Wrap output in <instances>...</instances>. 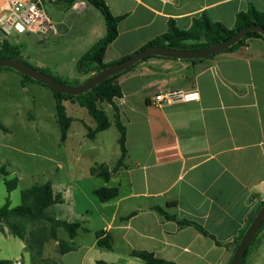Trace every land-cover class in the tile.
<instances>
[{"label":"crops","instance_id":"obj_1","mask_svg":"<svg viewBox=\"0 0 264 264\" xmlns=\"http://www.w3.org/2000/svg\"><path fill=\"white\" fill-rule=\"evenodd\" d=\"M62 1L41 0L55 28L41 40V69L77 85L93 76L80 73L77 64L106 36V22L86 0H75L71 5ZM104 1L115 17H122L117 38L104 54L105 64L133 55L165 34L170 20L188 30L195 19L206 14L233 29L237 14L250 5L264 12V0ZM4 3L0 0V10ZM119 84L123 96L115 98L113 105L126 128V166L111 172L108 182L93 175L91 168L104 164L112 171L120 158L119 133L118 149L111 155L104 137L113 126L117 129L114 106L108 104L110 113L105 109L110 127L90 139L87 127L94 129L96 122L89 114L91 119L77 116L82 109L78 103L64 102L73 121L61 144L77 159L83 151L91 158L82 169L60 165L62 177L51 184L63 201L49 212L56 220L78 223L81 228L73 239L59 228L57 240L42 244L41 257L58 264H142L132 252L147 251L177 264H229L233 256L230 250L178 221H194L217 240L228 241L240 233L264 201V40L249 39L246 46L203 62L152 57L123 74ZM41 86L23 80L14 70H0V89L4 92L16 89L27 96L30 90L42 92ZM177 90L198 91L200 99L155 104L156 95ZM25 99L35 104L34 97ZM3 127L4 132H10ZM20 152L27 155L22 149ZM3 166L8 175L1 173ZM3 166L0 207L8 195L5 179L18 178L17 166ZM18 181L9 194L12 208L27 189ZM101 186L117 187L118 197L100 202L94 191ZM157 207L176 220L165 218ZM0 225V261L30 264L26 241L11 234L4 223ZM99 232L103 238H110V249L98 245ZM61 242H72L75 249L63 254ZM263 254L261 232L246 264H261Z\"/></svg>","mask_w":264,"mask_h":264},{"label":"trees","instance_id":"obj_2","mask_svg":"<svg viewBox=\"0 0 264 264\" xmlns=\"http://www.w3.org/2000/svg\"><path fill=\"white\" fill-rule=\"evenodd\" d=\"M75 0H65L62 1L66 5H71ZM88 4L97 8L105 18L107 33L106 36L98 41L91 49H89L78 61L77 68L82 74L92 73L93 75L100 72L101 70L110 67L116 63H119L130 56L124 57L111 64H105L103 62L104 54L108 46L117 38V25L122 17H115L109 10L104 0H86ZM257 24L264 27V12L258 11L253 5H250L245 11H241L236 16L235 27L233 29H228L225 25L220 22L212 21L206 14L201 15L200 18L195 19L192 23L191 28L188 30L180 29L173 20L168 23V31L157 37L156 39L150 41L145 46H143L139 51L147 47H167L176 50H192L204 48L218 42H221L236 32L240 31L246 26ZM259 38L264 40V37L258 32L248 33L242 40H240L235 45L231 46L222 53L233 52L241 47L247 45L249 39ZM221 54V53H220ZM214 56L208 57L202 60H188L191 62H203L208 59H212ZM155 57V56H152ZM147 57L142 61L138 62L133 67L119 73L109 79L103 81L102 83L96 85L91 90L87 91L78 96H72L67 94L59 93L53 89V95L56 101V116L57 121L60 126L61 131V142H65L67 139V134L73 119L69 117L66 113V108L64 106L65 101H72L78 103L80 106L84 107L88 114L96 122V127L91 129L87 127V137L93 139L100 132L106 131L110 127L109 117L104 109H101L99 105L101 103H107L113 105V100L115 98H121L123 96L121 86L119 84V78L132 70L135 66L141 62L146 61ZM2 58H17L23 60L21 52L18 48L13 47L10 42L6 39L0 40V59ZM24 61V60H23ZM7 69V68H6ZM38 69V68H37ZM1 70V69H0ZM12 70V69H9ZM40 70V69H38ZM46 74L52 76L49 72L40 70ZM21 75V74H20ZM23 80L31 81L42 85L41 83L33 80L28 76L21 75ZM56 81L70 85L67 81L52 76ZM92 77V76H91ZM45 86V85H42ZM47 87V86H46ZM114 106V105H113ZM115 108V125L119 132L118 145L120 148V158L112 171L104 165H96L91 168V173L97 177L102 178L105 182L110 180L111 172L117 171L120 167H125V159L127 157V149L125 145L126 141V128L120 121V116L118 110ZM0 128L4 129L3 125L0 123ZM1 173L8 175L5 167L1 169ZM18 178L5 179V186L7 191L6 202L0 207V224L4 223L10 230L11 234L24 239L27 244V251L31 256L30 264H58L50 259H45L41 257V246L44 242L48 240H57L58 229L63 228L70 239H73L81 225L78 223H67L63 221L56 220L49 212V209L57 203H61L62 197L60 195H55L53 192L51 182L44 184H36L27 188L21 192V204L17 207L12 208L10 204L9 194L15 190L18 186ZM94 194L96 198L102 202H109L114 200L119 195V190L117 187H105L101 186L95 189ZM264 201L256 208L253 214L246 221L245 226L240 231V233L228 240L219 241L217 240L208 230H206L202 225L190 221V220H180L178 223L181 226H191L194 227L199 233L213 239L217 246L224 247L234 254L237 249L242 237L247 231L252 220L260 210ZM156 210L165 216L167 219L176 220L174 216H169L163 209L157 207ZM38 225L37 227H35ZM1 228V225H0ZM264 230V222L260 229L256 233L254 239L252 240L246 255L242 259L240 264H246L247 258L251 252V249L257 240L259 234ZM102 232L97 234L98 245L100 247L111 248V240L109 237H102ZM75 249V245L72 242H61L60 251L61 253H67ZM132 255L140 258L142 264H177L173 261H168L155 256L154 253L147 251H133ZM0 264H12L11 261H0ZM97 264H107L105 262H98Z\"/></svg>","mask_w":264,"mask_h":264},{"label":"rangeland","instance_id":"obj_3","mask_svg":"<svg viewBox=\"0 0 264 264\" xmlns=\"http://www.w3.org/2000/svg\"><path fill=\"white\" fill-rule=\"evenodd\" d=\"M9 39L20 49L21 56L26 63L41 70V45L43 42L38 37L24 34L17 39L14 37ZM67 82L70 85L76 83ZM41 87H43L42 92L30 90L27 96L19 93L16 89L8 92L0 89V121L10 129V132L6 133L0 128V162H2L0 166L9 167L10 164L17 166L16 177L21 180L22 188L47 182L55 183L62 177L60 165H63L65 169L69 167L82 169L91 158L90 154L83 151L84 154L80 159H77L75 153L61 144V131L57 121L56 101L53 92L49 87ZM29 96L30 98L34 97L35 104L31 102V99H29L30 101L25 99ZM99 107L110 113L107 103H101ZM77 113L81 119L86 116L91 119L84 107ZM76 131L77 126H74L73 132ZM118 133V130L113 126L104 134L106 149L110 155L118 149L116 144ZM21 149L27 152V155H23L20 152ZM116 165L117 163H115ZM93 199L98 201L94 196ZM20 203L21 196H19L18 205ZM259 262L264 264V254Z\"/></svg>","mask_w":264,"mask_h":264},{"label":"water","instance_id":"obj_4","mask_svg":"<svg viewBox=\"0 0 264 264\" xmlns=\"http://www.w3.org/2000/svg\"><path fill=\"white\" fill-rule=\"evenodd\" d=\"M250 32H258L264 37V27L257 24H252L244 27L231 37L221 42L200 49L176 50L167 47H147L141 51L134 53L129 58L101 70L100 72L94 74L84 83L77 85H66L60 83L49 74L41 72L40 70L26 63L25 61L17 58L0 59V69H12L21 75L28 76L33 80L41 83L42 85H45L55 91H58L59 93L78 96L83 93H86L87 91L91 90L96 85L102 83L110 77L122 73L123 71H126L127 69L133 67L138 62L142 61L147 57L155 56L179 60H202L224 52L225 50L242 40ZM263 222L264 204L261 206L260 210L249 225L237 249L235 250L229 264L241 263L242 259L246 255V252L252 240L254 239L256 233L260 229Z\"/></svg>","mask_w":264,"mask_h":264},{"label":"built area","instance_id":"obj_5","mask_svg":"<svg viewBox=\"0 0 264 264\" xmlns=\"http://www.w3.org/2000/svg\"><path fill=\"white\" fill-rule=\"evenodd\" d=\"M55 28L47 17L41 0H5L0 10V36L3 39L20 34H33L44 40L48 31ZM198 91H166L155 96L158 106L178 102L199 101Z\"/></svg>","mask_w":264,"mask_h":264}]
</instances>
